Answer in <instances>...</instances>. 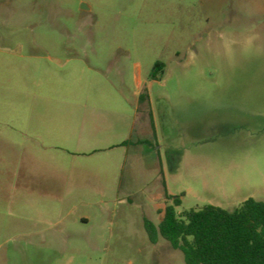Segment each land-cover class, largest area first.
Masks as SVG:
<instances>
[{"label": "rangeland", "instance_id": "rangeland-1", "mask_svg": "<svg viewBox=\"0 0 264 264\" xmlns=\"http://www.w3.org/2000/svg\"><path fill=\"white\" fill-rule=\"evenodd\" d=\"M166 194L264 201V0H0V264H186Z\"/></svg>", "mask_w": 264, "mask_h": 264}, {"label": "trees", "instance_id": "trees-1", "mask_svg": "<svg viewBox=\"0 0 264 264\" xmlns=\"http://www.w3.org/2000/svg\"><path fill=\"white\" fill-rule=\"evenodd\" d=\"M163 71L164 64L156 63L151 79ZM166 198L173 203L165 206L159 224L145 221L151 243L166 240L186 264H264V201L248 198L234 211L207 205L177 214L181 199Z\"/></svg>", "mask_w": 264, "mask_h": 264}]
</instances>
